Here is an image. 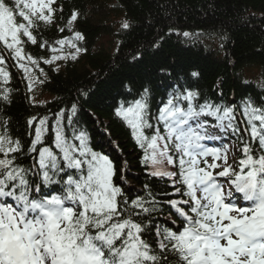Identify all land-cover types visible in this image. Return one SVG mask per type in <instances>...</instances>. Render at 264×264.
<instances>
[{
  "label": "snow or ice",
  "instance_id": "1",
  "mask_svg": "<svg viewBox=\"0 0 264 264\" xmlns=\"http://www.w3.org/2000/svg\"><path fill=\"white\" fill-rule=\"evenodd\" d=\"M56 12L55 0H0V43L7 52V56L0 52V83L9 82L5 67L9 57L29 81V92L37 82L43 83L24 63L38 64L24 54L23 43L26 38L36 44L37 22L50 25ZM76 20L74 12L66 24L69 31ZM83 39L79 32L58 39L56 44L68 45L74 52L53 55L44 63L76 59L84 51L77 44ZM41 75H46L42 69ZM0 92L7 101L11 89ZM197 95L188 91L168 99L155 124L149 122L143 96L116 110L143 151L141 163L150 169L148 174L170 182L171 192L164 193L169 198L163 201L151 194L120 199L124 193L113 181V163L93 150L87 133L79 130L73 120L75 104L67 114L64 110L56 114L51 128L55 151L37 147L43 145L49 118L27 121L30 127L35 122L28 148L29 154H35L33 168L16 164L15 154L23 148L4 125L0 130V264H172L169 255L175 264H264V109L250 102L243 108L245 132L250 130L251 142L259 144V155H253L251 142H244L236 171L227 148L205 146L204 141L217 137L208 131L207 123L198 121L201 115L211 116L212 127L237 134L234 109L207 101L197 105ZM65 115L70 136L62 126ZM148 129L151 135H146ZM164 211L178 217L181 226L160 227L152 217ZM144 219L156 225L154 240L143 238L152 231Z\"/></svg>",
  "mask_w": 264,
  "mask_h": 264
},
{
  "label": "trees",
  "instance_id": "2",
  "mask_svg": "<svg viewBox=\"0 0 264 264\" xmlns=\"http://www.w3.org/2000/svg\"><path fill=\"white\" fill-rule=\"evenodd\" d=\"M59 7L61 21H56L58 34L68 30L67 21L75 12L77 20L73 25L88 45L105 34L114 36L109 26L114 14L122 13L128 21L129 27L121 33L116 56L112 57L106 51L87 53L77 64L67 66L62 74L50 75L45 90L55 99L47 107L49 113L76 103L80 108L81 123L87 128L96 123L99 131L106 133L104 140L107 147L110 149V144H113L116 148L110 149L112 162L124 171V179L135 190L134 198L151 194L163 201L165 187L144 177L140 157L128 132L112 115L116 100L129 97L126 90L132 94L144 88L152 95L164 92L168 77L160 73L162 69H168L170 78L186 79L190 71L198 72L199 78L194 83L205 85L209 90L219 78L223 91H228L225 96L232 93L237 98L248 99L249 94H256L252 85H241V79L234 78L235 71L245 66L239 73L244 70L251 74L260 96L250 103L264 109V0H60ZM61 27H64L63 32ZM172 30L224 35L227 58L215 61L199 52L182 48L173 37L168 36ZM36 38L38 42L46 40L47 33L45 30L38 32ZM157 43L159 47H155ZM229 60L233 63L232 73ZM10 73L8 88L11 92L7 101H0V122L7 126L11 138L18 139L26 149L31 139L27 120L43 111L29 106L18 76ZM213 93L216 94V91ZM245 104L234 108L236 118L244 127L247 122L243 115ZM256 123L258 125L259 122ZM93 132L96 130L90 134ZM248 140H251L250 130L243 134L242 139L237 138L240 151ZM25 158L26 153L23 152L18 155L17 162H23ZM143 223L153 228L148 219H144ZM151 233L145 232L143 238L152 239ZM168 259L175 264L171 255Z\"/></svg>",
  "mask_w": 264,
  "mask_h": 264
},
{
  "label": "bare ground",
  "instance_id": "3",
  "mask_svg": "<svg viewBox=\"0 0 264 264\" xmlns=\"http://www.w3.org/2000/svg\"><path fill=\"white\" fill-rule=\"evenodd\" d=\"M216 34V33H215ZM253 82H255V80H245L244 81V84H246V83H250V84H252ZM165 86H166V83H165ZM166 88H167V86H166ZM163 95L162 94H160V93H158L157 94V97H162ZM248 99H249V96H248ZM240 105H244L243 103H239ZM66 117H67V115H65ZM73 120H74V122H76V123H78V124H80L81 125V121L80 120H77V119H75V118H73ZM125 128V127H124ZM88 129H91V130H96V131H98V132H100V134H101V136H102V138H103V142H104V145L106 146V144H105V141H104V139H105V132L104 131H99V129H98V127H97V125H96V123L92 126V127H90V128H88ZM126 130H127V132L129 133V134H131V131L130 130H128L127 128H125ZM220 130V129H219ZM126 188L129 190V191H131V192H134L135 190H134V188H131V187H129V186H126Z\"/></svg>",
  "mask_w": 264,
  "mask_h": 264
},
{
  "label": "rangeland",
  "instance_id": "4",
  "mask_svg": "<svg viewBox=\"0 0 264 264\" xmlns=\"http://www.w3.org/2000/svg\"><path fill=\"white\" fill-rule=\"evenodd\" d=\"M119 41H121V39L119 38ZM102 43V45H103V42H101ZM89 46L92 48V49H96L98 46H97V44L94 42V43H92V44H89ZM104 46H105V43H104ZM118 53V51H116L115 53H113V55H111L112 57L113 56H116V54ZM32 69H36V67L35 66H33L32 67Z\"/></svg>",
  "mask_w": 264,
  "mask_h": 264
}]
</instances>
